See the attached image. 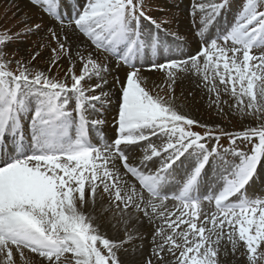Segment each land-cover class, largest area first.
<instances>
[{
  "label": "snow or ice",
  "instance_id": "6c2138e0",
  "mask_svg": "<svg viewBox=\"0 0 264 264\" xmlns=\"http://www.w3.org/2000/svg\"><path fill=\"white\" fill-rule=\"evenodd\" d=\"M30 2L43 6L48 14L60 19V0ZM227 4L228 0H223L212 4L210 9L201 5L199 10L209 12L211 20ZM261 8H264V0H246L238 22L223 37V43H230L231 47L210 41V49H203L191 60L192 68L199 72L203 56L205 82L213 85L209 91L215 92L219 100V91L214 86L218 79L237 99V107L249 109V115H264V55L252 54L254 48L264 47ZM142 9L143 0H86V6L73 20L75 28L97 49L116 55L133 69L121 93L118 138L103 148L90 142V131L98 129L102 122L89 120L86 114L95 110L97 103H103L102 96L88 95L102 85L85 90L83 82L103 79L107 69L88 59L83 64L82 74L72 76V87L43 73L32 76L27 65L19 66V74H16L4 60V47L11 41L7 36H0V154L8 147L6 137L11 138L10 157L0 165V264H15L14 251L23 256L25 249L48 264H66L63 259L66 254H71L72 264H120L117 252L131 242V234L125 241L111 242L100 235L88 216L78 209V204L80 208L87 203L94 204L98 189L112 196L121 212L131 207L149 220L156 215L169 221L166 227L172 234L164 238L155 252L160 260L164 259L163 252L167 249L172 255H177L179 250L177 264H219L220 245L226 239L233 245V251L239 244L245 246L249 264H264V199L249 200L245 195L258 167L264 164V127L232 134L235 137L232 145H236L237 140L250 144L258 141L251 155L231 150V155L240 157L237 164H230L219 152L208 151L201 143L209 139L208 136L186 130L195 126L192 119L178 114L164 99L154 97L141 86L134 61L146 54V50L155 52L158 45V37L146 40L140 31L141 19H150ZM152 23L155 25L154 21ZM120 49L124 50L122 54ZM59 50L65 51L63 44ZM187 65L188 61H180L160 67L182 71ZM169 77L174 83L170 71ZM70 97L76 100L75 115L69 111ZM32 104H35L34 109ZM29 111L33 113L29 126L31 154L25 151L23 136V116ZM153 137L160 138L162 143L158 147L149 145L143 162L160 157H164V162L156 172L142 173L128 163L121 146L137 145ZM212 138L219 140V137ZM186 155L195 157L196 166L178 194L172 197L183 207L171 214L159 213L153 200L160 199L163 206L169 198L162 197L161 192L169 184L174 166ZM213 155L224 165L220 177L223 188L214 197L217 212L210 220L201 221L198 211L189 214L188 210L200 208L194 193ZM117 158L142 186L140 192L131 185L124 192L123 185L127 181L116 171L109 170L110 162L114 165ZM144 191L151 197L147 203ZM233 197L240 200L231 202ZM177 212L181 214L177 216ZM198 221L208 227H198ZM184 226H187L184 231H178ZM163 231L162 228L157 234ZM178 239L183 243H177Z\"/></svg>",
  "mask_w": 264,
  "mask_h": 264
},
{
  "label": "rangeland",
  "instance_id": "374dc122",
  "mask_svg": "<svg viewBox=\"0 0 264 264\" xmlns=\"http://www.w3.org/2000/svg\"><path fill=\"white\" fill-rule=\"evenodd\" d=\"M222 2L223 0H143L142 10L145 17L150 19H141L139 28L146 40L158 37V45L155 52L150 49L146 50V54L139 56L134 63L142 87H145L154 97L159 96L164 99L178 114L192 119L195 126L186 130L200 136H208L209 139L201 141L206 145L208 151L219 152L230 164H237L240 157L231 155V150L235 149L251 155V149L258 141L254 140L250 144L237 140V144L232 145L231 140L235 138L232 134H243L250 129L264 127V115H249L247 114L248 108L241 110L240 107H237V99L231 95L230 89L226 90L225 86L219 84L218 79L214 85L219 91V100H217L216 93L209 91L213 85L206 84L204 79L203 65L205 59L203 56L200 57L199 72L191 66L193 57L198 56L205 48L210 49V41H216L222 47H231L230 43L228 45L223 43V37L238 22L246 0H228L227 6L211 20L209 12L199 10L201 5L210 9L212 4ZM60 3V19H56L48 14L43 6H35L30 0H0V36H7L11 41L4 47V60L9 62V70L16 74H19V66L27 65L32 76L36 73H43L46 77L64 83L68 87L73 85V75L78 77L82 74L83 64L88 59H92L106 68L103 79L93 78L83 82L85 90L89 87H95L97 84L102 85L96 92H88V95L102 96L103 103H97L95 110H89L86 114L89 120L102 122L98 129L90 131V142L103 148L104 145H112L114 140L118 138V112L121 104V93L126 86V77L133 69L119 60L116 55L97 49L83 33L75 28L73 20L86 6V0H60ZM260 10L264 11V8ZM152 21L155 22V25L160 26L159 29L155 27ZM60 44L64 45L65 51L59 50ZM54 49L56 50L55 54L53 53ZM123 51L120 49V54ZM252 54L264 55V47L254 48ZM180 61H188L187 67L182 71L161 69L160 67L170 62ZM169 71L174 77V83L169 77ZM149 74L156 77L155 81L157 77H161L162 82L153 83ZM208 75L211 79V70H209ZM104 93L107 95L104 96ZM70 99L69 111L75 115L76 100L74 97H70ZM245 103H247L246 98ZM31 107L34 109L35 104H32ZM32 114V111H29L23 116V131L25 132L23 136L29 145H32L29 131ZM212 137H219V140ZM161 143L160 138L153 137L149 141L133 146H121V148L124 155L128 157V163L131 166L137 167L142 173H154L164 162V157L143 162L144 156L148 152L149 145L158 147ZM7 144L6 150L11 153V143L8 142ZM226 150H228L227 153ZM195 166L196 159L191 155H186L181 162L175 165L171 171L169 184L165 188L174 185L172 189L176 192L174 194L172 192L161 193L162 197H169L163 202V206H161L160 199L153 200L159 213L171 214L177 209H182L181 202L172 197L178 194L179 191L176 187L181 189L185 178ZM109 170L116 171L123 180L127 181V184L123 185L124 192L128 191L129 185L134 187L137 192L142 190L138 181L126 172L119 158L116 159L114 165L110 162ZM205 170L207 174L202 173L194 193L195 198L200 203V208L188 210L189 214L198 211L201 221L206 218L210 220L213 214L217 212L214 197L223 188L220 177L221 173L224 172V165L213 155ZM245 195L249 200L264 199V164L258 167L256 175L245 189ZM87 196L88 189L86 186ZM102 196L106 198L102 201V207L109 214L108 218H103L98 213L92 212L96 209L95 206ZM143 196L145 203L151 199L147 191L143 192ZM239 200L240 197H233L231 202H238ZM88 207L92 208L91 213L86 211ZM78 209L88 216L99 234L111 242L120 243L131 234L133 237L131 242L124 244L117 252L120 264H130L129 258L125 261V257L128 255L133 256L134 260L139 258V264H177L179 250H177V255H172L165 249L163 260L158 259L155 255L164 238L172 234V230L166 227L169 222L167 219L152 215V219L149 220L144 215L142 216V212H135L131 207L126 212H121L116 206L114 198L99 189L94 204L87 203L83 208H80L78 204ZM149 212H152L151 208H149ZM180 214L177 212V216ZM172 219H176V217H172ZM109 221L111 225L106 226ZM197 224L198 227H208V225H202L200 221ZM162 228L164 229L163 233L158 235L157 233ZM186 228L187 226H184L178 231L182 232ZM177 243H183V241L178 239ZM147 256L148 258H146ZM14 257L15 264H48L46 260L27 249L24 250L23 256L14 251ZM63 259L66 264H72L71 254H66ZM217 259L219 264H249L245 246L239 244L233 251V245L228 243L226 239L221 242Z\"/></svg>",
  "mask_w": 264,
  "mask_h": 264
},
{
  "label": "bare ground",
  "instance_id": "6f19581e",
  "mask_svg": "<svg viewBox=\"0 0 264 264\" xmlns=\"http://www.w3.org/2000/svg\"><path fill=\"white\" fill-rule=\"evenodd\" d=\"M149 78H151L150 80L151 81H153V83H160V82H162V78L161 77H157V80L155 81V79H156V77H154V75L153 74H149ZM198 94H199V92H198ZM0 162H1V160H0ZM7 161H6V159L5 158H2V164L1 165H3V164H5ZM181 162V161H180ZM179 163V162H178ZM129 179V178H128ZM132 180V179H131ZM130 180V181H131ZM129 181V182H130ZM137 188V187H136ZM140 189V188H139ZM127 192V191H126ZM106 198H104L103 196L101 197V199H100V201H98L97 202V206H95L96 207V209H94V210H92V208L91 207H88V208H86V211H89L90 213H91V210H92V212H96V213H98V215H100V216H102L103 218L104 217H106V218H108V216H109V214H107V211H105V210H103L104 208L102 207L103 206V203H102V201L103 200H105ZM106 203V202H105ZM102 204V205H101ZM106 205V204H105ZM84 210H85V208H84ZM107 210V209H106ZM85 212V211H84ZM140 213V212H139ZM142 216H143V214H142ZM141 217V216H140ZM154 217V216H153ZM157 217V216H156ZM105 218V219H106ZM144 218V217H143ZM107 220V219H106ZM127 220H128V218H127ZM131 221H133V220H131ZM144 221V220H143ZM153 221V220H152ZM135 222V221H134ZM150 223H152V222H150ZM149 224V223H148ZM153 224V223H152ZM109 225H111L110 224V221L108 222V223H106V226H109ZM146 225V224H145ZM144 226V225H143ZM135 227V226H134ZM136 227H137V224H136ZM138 227H140V226H138ZM151 227H149V229H150ZM142 229V228H141ZM147 229V228H146ZM149 229H147V230H149ZM154 229V228H153ZM143 230H145V229H143ZM146 230V231H147ZM150 230H152V229H150ZM148 236V235H147ZM149 239H151L150 237H148ZM147 241H148V239H147ZM154 244V243H153ZM155 246V245H154ZM146 248V247H145ZM140 249V248H139ZM148 249V248H147ZM149 249H150V247H149ZM142 250V249H141ZM146 250V249H145ZM144 250V251H145ZM142 252V251H141ZM146 252H148V251H146ZM151 253V252H150ZM133 254V253H132ZM143 254V253H142ZM164 255V254H163ZM137 257V256H136ZM140 257V256H139ZM142 257H145V256H142ZM130 259L131 261H130V264H139L138 263V259L137 260H134V258H133V256H129L128 255V257H125V261L127 260V259ZM146 258H148V256L146 257ZM133 261H135V262H133ZM159 264V263H158ZM161 264V263H160Z\"/></svg>",
  "mask_w": 264,
  "mask_h": 264
}]
</instances>
